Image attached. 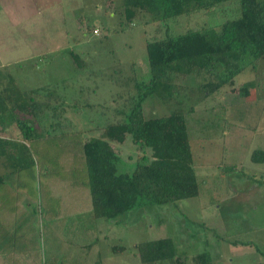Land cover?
<instances>
[{
    "label": "rangeland",
    "instance_id": "obj_1",
    "mask_svg": "<svg viewBox=\"0 0 264 264\" xmlns=\"http://www.w3.org/2000/svg\"><path fill=\"white\" fill-rule=\"evenodd\" d=\"M119 5L120 0H0V66L8 67L21 89L53 86L59 98H46L64 108L67 126L79 131L47 135L51 111L44 125H35L37 137L23 141L33 164H13L4 179L8 184L0 185V228L27 231L23 243L34 247L33 264H141L136 244L158 237L172 238L182 264H193L203 251L212 264H264V162L250 158L254 149L264 150V56L209 94L198 86L202 76L180 75L171 79L170 101L153 95L142 104L145 117L184 113L197 196L143 205L112 220L92 215L81 140L100 136L107 124L124 118L117 110H128L135 81L149 77L147 40L219 23L234 9L224 3L216 13L201 10L166 21L140 12L122 25ZM0 136L13 132L0 129ZM113 144L120 169L131 170L141 149L129 133ZM114 244L124 249L115 251Z\"/></svg>",
    "mask_w": 264,
    "mask_h": 264
},
{
    "label": "trees",
    "instance_id": "obj_2",
    "mask_svg": "<svg viewBox=\"0 0 264 264\" xmlns=\"http://www.w3.org/2000/svg\"><path fill=\"white\" fill-rule=\"evenodd\" d=\"M224 3H232L234 9L229 7L230 12L226 11L219 23L190 27L179 33L167 32L163 37L147 40L149 77L135 81V93L128 97V110H117L124 118L107 124L100 136L81 140L79 148L85 161L94 217L112 220L143 205L176 204L180 199L197 196L199 183L184 113L174 110L145 117L142 104L153 95L170 101L175 92L171 79L180 75L202 76L198 86L206 89L203 94H209L232 83L238 72L248 65L254 67L264 56V0H120L122 25L130 23L140 12L153 20L166 21L201 10L216 13ZM72 55L81 66L78 55ZM47 95L59 98L55 88L48 84L21 89L8 67L0 66V129L13 132L12 137L0 136V163L4 167L0 185L8 184L4 179L13 172V164H33L23 141L37 137L35 125H44L50 111L53 120L46 129L47 135L54 130L60 132L55 135L59 137L79 132L67 126L66 117L61 114L64 108L50 102ZM128 133L143 153L131 170H123L122 158L113 142H122ZM250 158L264 162V150L254 149ZM0 221H4L1 216ZM112 248L117 251L124 246L114 244ZM136 249L141 264L163 259L182 264L170 237L139 242ZM212 262L207 251L193 258V264Z\"/></svg>",
    "mask_w": 264,
    "mask_h": 264
},
{
    "label": "crops",
    "instance_id": "obj_3",
    "mask_svg": "<svg viewBox=\"0 0 264 264\" xmlns=\"http://www.w3.org/2000/svg\"><path fill=\"white\" fill-rule=\"evenodd\" d=\"M253 188H256V186ZM26 232H23V228H17L16 231L0 228V264H20L17 261H28L27 264H33V261L35 262L34 247H29L23 243V237H27ZM10 238H13V240Z\"/></svg>",
    "mask_w": 264,
    "mask_h": 264
}]
</instances>
